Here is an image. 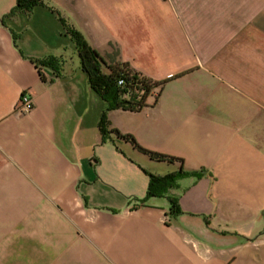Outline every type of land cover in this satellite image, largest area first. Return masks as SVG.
Here are the masks:
<instances>
[{"label":"crops","instance_id":"1","mask_svg":"<svg viewBox=\"0 0 264 264\" xmlns=\"http://www.w3.org/2000/svg\"><path fill=\"white\" fill-rule=\"evenodd\" d=\"M15 4L0 0V264H264V0ZM71 30L165 80L106 119L174 160L102 138ZM180 169L142 201L148 173Z\"/></svg>","mask_w":264,"mask_h":264},{"label":"trees","instance_id":"2","mask_svg":"<svg viewBox=\"0 0 264 264\" xmlns=\"http://www.w3.org/2000/svg\"><path fill=\"white\" fill-rule=\"evenodd\" d=\"M39 2L40 0H16L14 9L28 10ZM71 35L76 43L81 68L87 75L90 87L106 103L98 125L102 138H105L106 134L113 133L117 137L128 140L135 148L152 159L174 160V157L142 148L130 134L120 133L114 128L108 129L109 123L106 119V111L109 109L137 110L145 106L147 97H156L165 80L156 81L146 77L132 69L127 62H107L79 32L71 30ZM119 80H122L121 84L118 83ZM183 173L181 169L164 175L148 173L146 195L142 201L152 196L165 194L168 189L176 185L178 177ZM171 202L174 210H178L176 199L171 198Z\"/></svg>","mask_w":264,"mask_h":264},{"label":"built area","instance_id":"3","mask_svg":"<svg viewBox=\"0 0 264 264\" xmlns=\"http://www.w3.org/2000/svg\"><path fill=\"white\" fill-rule=\"evenodd\" d=\"M118 83L121 84L122 80H119ZM32 107H33V100L30 94L27 91L23 92L16 103L15 106L16 110L25 113L31 110Z\"/></svg>","mask_w":264,"mask_h":264}]
</instances>
